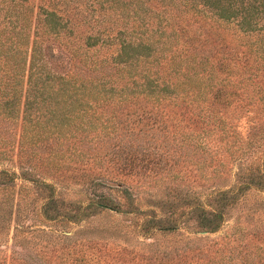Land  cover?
<instances>
[{
    "label": "trees",
    "instance_id": "1",
    "mask_svg": "<svg viewBox=\"0 0 264 264\" xmlns=\"http://www.w3.org/2000/svg\"><path fill=\"white\" fill-rule=\"evenodd\" d=\"M149 1L0 0V264H107L109 254H138L147 264H264V227L243 224L253 212L226 223L245 195L264 191V141L248 160L238 130L243 117L259 121L258 133L264 126V0H168L170 8ZM84 10L87 25L103 27L79 37L71 18ZM206 20L247 40L232 45L193 26ZM231 165L228 185L151 200L167 206L162 213L84 237L54 228L101 212L135 215L130 190L97 176L174 180L194 167L199 179L210 170L219 180ZM84 176L85 199L57 195L55 183ZM28 196L41 200L46 227L20 219ZM178 203L186 210L177 213ZM167 233L182 244L167 251L138 240Z\"/></svg>",
    "mask_w": 264,
    "mask_h": 264
},
{
    "label": "rangeland",
    "instance_id": "2",
    "mask_svg": "<svg viewBox=\"0 0 264 264\" xmlns=\"http://www.w3.org/2000/svg\"><path fill=\"white\" fill-rule=\"evenodd\" d=\"M47 0H30V3L32 6L46 3ZM78 2V0H77ZM169 1L168 0H150L149 3L154 7H160L158 5H162L161 7H169L167 5ZM95 12H93V17L95 16ZM91 15V12L88 11H79L78 14L74 15L73 18H71V23L73 24V30L76 36L83 37L86 33H89L93 31L95 28L101 29L103 25H94L91 23L90 25H87L85 22L88 21L89 16ZM90 26V27H89ZM193 26H201L202 28H206L208 31L214 32L219 37H222L224 42L229 44H243L245 42V39L247 38L242 34L239 33L234 27H232L230 24L223 23V22H212L210 20L206 21H198L193 24ZM255 127V129H253ZM261 127L259 121L256 120V118H248L243 117L239 120V126L238 130L240 131L241 139L244 140L246 143L244 152L245 157H247L248 160H251L252 153L256 154V151L260 145L263 144L264 141V126L262 128V131L258 133V128ZM261 135V139H258ZM5 163V162H4ZM8 164V163H7ZM5 164L6 166H8ZM234 170L233 165L230 166L228 171H224V175L219 179L216 180L213 177V173L210 172V170H207V175H209V178L207 180H201L198 178V173L195 170L194 167L192 169L188 168L185 170H180L177 174V177L172 180L170 176L161 175L160 177H143L139 175H132L131 177H119L120 182H113L110 181L109 178H106L107 176H97L100 182L104 183L105 185H113V186H124L131 194H133L137 198V211H133L135 215L128 216V215H122V213H97L92 215L91 217H85L82 216L79 221L72 222L69 221V223L56 224L54 228L60 229V228H66L71 233L79 230L80 236L84 237L87 233L86 231L88 229H93L96 231L104 230L106 227H109L110 225L119 223L120 225L127 224L128 221H119L120 219H143L148 215H151L152 213H162V211L167 210V206L163 204H158L157 206H152L149 203H152L151 200L160 199V201H170L177 198H181L184 196V194H189L195 197L200 196L205 191L213 188L218 187L222 185H228L233 180L232 171ZM89 173V172H88ZM75 179V178H74ZM74 179H68L64 180L62 183H55V188L57 190V195L64 198V199H85V196L88 192V187L86 185V176H84L83 180H74ZM46 181L50 182L49 179H46ZM67 184L65 185L64 183ZM178 187L180 190V193L178 195H175L174 187ZM100 190L107 193L108 196L112 198H116L117 192L113 189L105 190V188L100 187ZM264 196V191L261 193H249L245 195V197L235 206L233 211L231 212V216H229V219L227 220V224H231L233 222V218L235 219H247L245 216L248 213L253 212L251 220L249 223L243 222L244 225H246L248 228H256V227H264V204H260L258 199L260 197ZM27 202L24 203V205H21V218L23 219V222H28L29 224H32L35 227H46L48 225V221L44 220L47 219L42 209L39 208V205L41 203L40 199H35L33 201V198L31 196ZM83 202V201H82ZM84 203V202H83ZM66 211L72 212L73 207L67 206L65 207ZM61 209H64L62 207ZM59 208V210H61ZM153 210V212L149 211ZM186 210V207L178 203L176 206L175 211L177 213H180L181 211ZM44 211L47 213H50L51 209L50 207L44 208ZM138 212V213H137ZM19 219V220H20ZM63 219V218H62ZM259 219V220H258ZM14 222V219L11 221ZM226 224V225H227ZM222 232H217L213 234L207 235L206 241L204 244L210 245L214 238H216L217 235H220ZM142 235H147L145 232H141ZM10 235H11V228L10 232L7 236V246L9 248L10 246ZM32 239V235L27 236ZM157 237V238H156ZM4 237L2 236L1 240H3ZM137 239V238H136ZM149 239V240H148ZM154 240V242H158L159 246L161 248L167 249V251L173 249V247H179L182 244V238L179 235H175L172 233H167L164 235H156L152 236V238H138V240H143L144 242H148L151 240ZM41 241H44V237L41 236ZM133 243L135 242V236H132ZM80 243H85V241H78ZM203 242V241H200ZM43 243V242H41ZM136 246L139 247L140 250H145L147 247L142 244H137ZM30 249L32 248L31 243H29ZM18 249L17 247H15ZM78 249V248H77ZM76 249V251H77ZM82 250V249H80ZM82 251H78L77 254H81ZM84 254H86V251H83ZM170 255L173 257L174 253L171 252ZM115 254H109L106 258L107 264H147L146 261H144L141 258V255H135V260H130V255L126 254H119L115 258H113ZM93 257H97V255H93ZM92 257V258H93ZM102 259H99V263H101ZM73 264L77 262V260L72 259ZM92 262L95 261V259L91 260Z\"/></svg>",
    "mask_w": 264,
    "mask_h": 264
}]
</instances>
